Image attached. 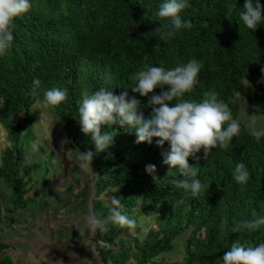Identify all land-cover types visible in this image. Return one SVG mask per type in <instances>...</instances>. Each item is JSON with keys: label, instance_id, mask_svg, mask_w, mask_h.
Masks as SVG:
<instances>
[{"label": "trees", "instance_id": "1", "mask_svg": "<svg viewBox=\"0 0 264 264\" xmlns=\"http://www.w3.org/2000/svg\"><path fill=\"white\" fill-rule=\"evenodd\" d=\"M190 2L192 7L181 15L192 21V28L166 42L156 32L166 22L155 15L162 0H31V10L15 20L13 48L0 57V131L7 140L0 146V212L12 220L10 226L19 215L48 202V177L35 190L28 163V151L37 138L36 108L41 104L64 127L76 158L80 151L94 153L89 166L94 177L78 191L75 184L68 187L79 206L89 204L94 181L93 213L107 215L115 196L125 205V213L137 219L133 229L116 226L106 233L94 232L103 264H164L162 254L171 252L184 234L182 259L169 264H223L232 242H264V228L231 230L234 220H251L254 211L264 215V138L257 143L240 119L239 96L244 80H249L255 87L251 99L264 103V25L254 32L239 20L245 0ZM260 2L264 5V0ZM192 58L203 61V67L190 98L199 101L206 91L217 92L243 128L228 150L213 149L208 160L203 150L198 154L199 178L209 191L196 198L172 184L183 177L164 163L168 142L159 146V138H154L151 144L137 143L135 128L127 124L102 126V132H112L114 143L97 153L77 121L82 93L101 87L114 95L127 91L136 96L149 118V97L131 89L134 73L145 64L173 68ZM34 78L41 79L42 89L66 88L68 99L48 106L42 91L31 96ZM164 90L167 86L154 92ZM236 162L250 171L243 187L233 180ZM189 163L196 161L190 157ZM147 165H155V172L149 174ZM86 232L92 233L87 227ZM10 246L0 238V264H15L7 252Z\"/></svg>", "mask_w": 264, "mask_h": 264}, {"label": "clouds", "instance_id": "2", "mask_svg": "<svg viewBox=\"0 0 264 264\" xmlns=\"http://www.w3.org/2000/svg\"><path fill=\"white\" fill-rule=\"evenodd\" d=\"M190 0H162L155 13L161 20L160 40L168 41L175 38L181 31L190 30L192 21L184 19L181 13L191 8ZM32 8L31 0H0V57H5L13 48L15 41V20L23 17ZM228 18L231 19L230 13ZM239 20L252 31L264 25V5L260 0H245L243 10L239 12ZM203 61L196 58L186 63H178L173 68L145 64L132 76L135 85L131 87L134 93L149 97L152 114L145 118L142 105L136 96H130L127 91L114 95L112 91L101 87L91 92L84 91L77 102L81 131L91 136L96 152H105L114 143L112 132L103 131L102 126L111 127L115 124H127L136 130L137 143H156L163 146L170 144V150L165 154L164 163L177 169L183 179H175L172 184L183 189L185 195L199 197L209 188L199 178L203 150L205 160H208L213 149L228 150L234 137H239L243 128L238 118L233 116L228 102L219 98L217 92L210 90L203 94L199 101L191 99V94L199 84V74ZM264 72V69H262ZM160 94L154 90L164 89ZM43 95V102L48 106H58L68 99L66 88L51 87L42 89L40 78H34L30 85V95ZM151 94V95H150ZM186 95L189 98H185ZM175 101L172 106L169 102ZM235 103V100L231 101ZM257 143L264 138V126H253L250 131ZM196 161L189 163V158ZM94 153L89 150L79 153V167H92ZM149 174L155 172V165H147ZM233 180L241 187L247 185L250 171L243 162H236L232 170ZM183 201H181L182 203ZM125 205L115 196L111 197V206L107 215H97L90 212L85 219V226L92 232L106 233L110 227L137 226V219L124 211ZM253 219L233 221L232 232L257 231L264 228V215L253 212ZM223 264H264V242L256 245L232 242L229 250L224 252Z\"/></svg>", "mask_w": 264, "mask_h": 264}, {"label": "rangeland", "instance_id": "3", "mask_svg": "<svg viewBox=\"0 0 264 264\" xmlns=\"http://www.w3.org/2000/svg\"><path fill=\"white\" fill-rule=\"evenodd\" d=\"M254 91L253 83L244 80L239 94L240 119L250 131L254 125L264 126V103L251 99ZM36 109L37 138L28 151V163L35 190L41 186L43 177H48V202L19 215L12 226V220L0 212V238L11 245L7 252L15 264H103L95 249L94 232L87 235L85 226V219L92 212L95 182L91 183L92 196L86 208L79 206L68 188L75 184L78 191L94 173L90 168L79 167L64 127L47 106L40 104ZM6 141L1 130L0 146ZM186 238L187 235H182L171 252L162 254L164 264L182 259Z\"/></svg>", "mask_w": 264, "mask_h": 264}]
</instances>
